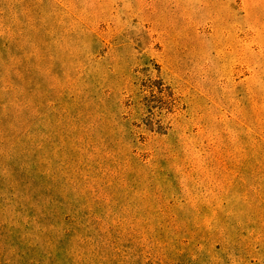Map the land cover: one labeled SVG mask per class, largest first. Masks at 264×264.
<instances>
[{
	"label": "rangeland",
	"instance_id": "1",
	"mask_svg": "<svg viewBox=\"0 0 264 264\" xmlns=\"http://www.w3.org/2000/svg\"><path fill=\"white\" fill-rule=\"evenodd\" d=\"M0 264H264V0H0Z\"/></svg>",
	"mask_w": 264,
	"mask_h": 264
}]
</instances>
